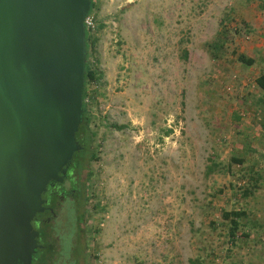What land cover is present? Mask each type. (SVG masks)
Wrapping results in <instances>:
<instances>
[{"label":"rangeland","instance_id":"1","mask_svg":"<svg viewBox=\"0 0 264 264\" xmlns=\"http://www.w3.org/2000/svg\"><path fill=\"white\" fill-rule=\"evenodd\" d=\"M93 2L87 264H264V0Z\"/></svg>","mask_w":264,"mask_h":264},{"label":"water","instance_id":"2","mask_svg":"<svg viewBox=\"0 0 264 264\" xmlns=\"http://www.w3.org/2000/svg\"><path fill=\"white\" fill-rule=\"evenodd\" d=\"M92 0H0V264H32L43 194L82 150Z\"/></svg>","mask_w":264,"mask_h":264},{"label":"flooded vegetation","instance_id":"3","mask_svg":"<svg viewBox=\"0 0 264 264\" xmlns=\"http://www.w3.org/2000/svg\"><path fill=\"white\" fill-rule=\"evenodd\" d=\"M66 169L62 183L49 184L42 196L45 210L32 223L39 234L32 264H87L91 234L88 175L79 176L73 160Z\"/></svg>","mask_w":264,"mask_h":264},{"label":"trees","instance_id":"4","mask_svg":"<svg viewBox=\"0 0 264 264\" xmlns=\"http://www.w3.org/2000/svg\"><path fill=\"white\" fill-rule=\"evenodd\" d=\"M95 8V4L92 0L91 4V10L90 13ZM90 35L88 32H86V43H87V64H86V73H85V85H84V92H83V116H82V123L80 126V129L76 135L77 142L81 145L82 150L74 155L73 158V164L75 165L76 171L78 175L80 176V173L87 169V165L91 163V161L96 160V154L92 153V146H93V140L96 134L91 131L90 129V121L91 118L88 114V106L85 102L86 96H87V86L89 84H100L102 82V79L104 78V74L98 70L91 68L89 65V58H90ZM96 42V41H95ZM238 61L247 66L252 67L255 64L254 59L248 58L245 55H239ZM256 87L258 90H260L261 93H264V74H262L257 80H256ZM113 128L117 131H123L126 127L125 126H113ZM239 164H242L243 161H237ZM215 167V166H214ZM214 167H209L207 169L208 174H213ZM254 190H257V188H254ZM254 194L253 190H245L244 197L248 198ZM246 216L245 212L240 211H232V212H224L223 213V220L229 222L230 224V236L233 239V241L236 239L238 231L241 226V219Z\"/></svg>","mask_w":264,"mask_h":264},{"label":"crops","instance_id":"5","mask_svg":"<svg viewBox=\"0 0 264 264\" xmlns=\"http://www.w3.org/2000/svg\"><path fill=\"white\" fill-rule=\"evenodd\" d=\"M253 6H255V5H253ZM238 9H239L241 15H243V17L246 19L247 23L255 28L256 33H257L256 35H258V33H259V31H258L259 29H257L258 27L263 29V32L261 35H263V37H264V10H262L260 14H255V12L252 13V9L249 8L247 5L246 6L241 5L240 7H238ZM254 37H255V35L252 36L251 38L253 39ZM261 75L262 74L257 75V77L254 79L255 85H256V80Z\"/></svg>","mask_w":264,"mask_h":264},{"label":"built area","instance_id":"6","mask_svg":"<svg viewBox=\"0 0 264 264\" xmlns=\"http://www.w3.org/2000/svg\"><path fill=\"white\" fill-rule=\"evenodd\" d=\"M85 28H86V32H88L90 36L98 31L99 24L95 18L94 10L86 18ZM92 63H94V62H92Z\"/></svg>","mask_w":264,"mask_h":264}]
</instances>
